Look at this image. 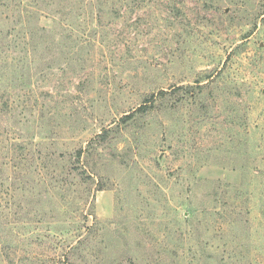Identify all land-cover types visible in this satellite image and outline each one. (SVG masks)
Listing matches in <instances>:
<instances>
[{
  "label": "rangeland",
  "instance_id": "374dc122",
  "mask_svg": "<svg viewBox=\"0 0 264 264\" xmlns=\"http://www.w3.org/2000/svg\"><path fill=\"white\" fill-rule=\"evenodd\" d=\"M0 264H264V0H0Z\"/></svg>",
  "mask_w": 264,
  "mask_h": 264
},
{
  "label": "trees",
  "instance_id": "16d2710c",
  "mask_svg": "<svg viewBox=\"0 0 264 264\" xmlns=\"http://www.w3.org/2000/svg\"><path fill=\"white\" fill-rule=\"evenodd\" d=\"M163 93H164V92H163ZM144 106H145V105L140 106L139 109H138L137 111H140V110L145 109ZM132 115H133V114H128V115H126L125 118H124V120H128V119L132 118Z\"/></svg>",
  "mask_w": 264,
  "mask_h": 264
}]
</instances>
